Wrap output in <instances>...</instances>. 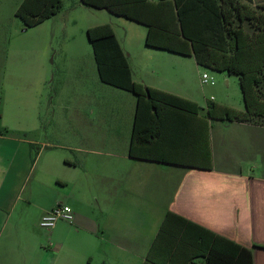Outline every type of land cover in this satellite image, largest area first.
I'll return each instance as SVG.
<instances>
[{
  "label": "crops",
  "instance_id": "1",
  "mask_svg": "<svg viewBox=\"0 0 264 264\" xmlns=\"http://www.w3.org/2000/svg\"><path fill=\"white\" fill-rule=\"evenodd\" d=\"M262 4L264 0H252L251 5ZM78 7L134 22L107 9L86 6L82 0ZM105 24L113 28L134 82L199 105L193 76L200 75V66L194 56L148 47L147 34L133 40L125 29L120 37L111 21L88 25L84 30ZM94 62L98 73L95 57ZM51 72L40 64L38 86L49 82ZM13 76L27 86L29 94L19 106L0 102V121L13 124L15 135L10 139L25 145L22 154L26 159L34 152L37 155L27 177L32 178V188L40 185L35 182L38 162L50 151L56 157L43 161L45 171L59 174L57 180L62 184L98 192L89 203V213L80 200L68 201L74 211L68 230L91 236V250L84 257L88 264L94 263L97 253L107 259L104 264H113L106 256H114L115 264H264V126L210 120L201 113L194 116L163 108L145 147L153 159L133 158L130 144L136 95L102 82L98 74L99 84L94 82L90 90L85 89L87 96L80 103L73 100L67 104L64 110L72 111L69 119L59 116L62 109L34 106L28 68L14 70ZM97 89L103 92V99L96 97ZM107 96L118 100L110 103ZM111 108L115 111L107 113ZM9 124L7 128L12 130ZM46 127L55 140L72 143L43 139ZM59 149L70 151L74 159L61 157L55 152ZM21 172L15 165L0 166V224L6 214L11 215L19 184L16 174ZM56 205L51 203L44 213ZM168 213L200 228L191 227L183 236L165 234L158 239ZM201 236L205 237L203 242ZM8 251L6 244L0 246V264L12 261L15 250L11 259ZM18 251V264L32 261L26 246ZM66 254L62 264H76Z\"/></svg>",
  "mask_w": 264,
  "mask_h": 264
},
{
  "label": "rangeland",
  "instance_id": "2",
  "mask_svg": "<svg viewBox=\"0 0 264 264\" xmlns=\"http://www.w3.org/2000/svg\"><path fill=\"white\" fill-rule=\"evenodd\" d=\"M23 1L0 0V102L2 105L7 102L10 104L11 101L12 104L19 106L25 101L24 95L28 96V88L14 79L13 72L14 70L24 71L28 68L32 73V79L27 83L32 84L33 87L31 100L34 106L42 104V106H50L51 110L53 108L62 109L64 112H59V116L70 119L72 111L64 110L67 104H72L73 100L80 103L87 96L85 89L90 90L94 82L99 84L93 51L84 28L88 25L111 21L120 37L125 29L129 39L133 40L142 39L147 34V28L136 22L112 17L104 11L79 9L80 0H64L63 8L56 17L45 21L40 26L24 29L23 22L16 16V11ZM41 63L52 70L49 82L45 86L40 83L38 86L36 78ZM64 65L66 71L63 70ZM203 74L212 77L214 85L204 84ZM94 78L95 81H93ZM193 83L194 97L199 101L202 115L207 116L208 104L211 102L233 106L232 108L239 111L245 110L237 76H228L225 73L200 66V75L194 74ZM95 95L98 99L104 97L99 89L96 90ZM107 99L110 103L118 100L108 96ZM114 111L111 108L107 110V113ZM84 114L86 117L89 116L88 110H85ZM8 124L3 120L0 121L2 137L0 166L3 169L9 165H15L18 172L22 171L16 174L19 184L10 210L12 212L9 211L11 215L6 214L0 224V246L6 244L10 259L15 250L9 264H18L19 254H21L18 250L24 246L29 249L33 257L28 264H62L66 253L70 255L69 261L76 264H88L84 257H87L91 250L90 234L85 231L81 233L69 231L67 226L70 223L66 221H59L53 229L42 227L41 222L43 217L51 212L44 213L51 203L68 205V201L72 198L80 200L85 212L89 213V203L93 202L95 193L98 192L91 188L81 189L75 188L74 185L62 184L57 180L59 174L45 171L43 161L47 157H56V154H51L50 151L38 162L35 182L40 185L36 189L33 185L32 188V178L27 177L37 155L34 152L29 160L24 157L22 152L25 145L10 139L15 133H13V124H9L12 130H8ZM42 133L43 139L51 143H72L55 140L49 127L44 128ZM3 136L6 139H3ZM55 152L61 157L74 159L70 151L59 149ZM14 155L17 156L14 158ZM100 160H104V157ZM86 225L89 224L86 223ZM106 257L110 259L109 263H116L114 256ZM106 261L105 256L97 253L93 264H104Z\"/></svg>",
  "mask_w": 264,
  "mask_h": 264
},
{
  "label": "trees",
  "instance_id": "3",
  "mask_svg": "<svg viewBox=\"0 0 264 264\" xmlns=\"http://www.w3.org/2000/svg\"><path fill=\"white\" fill-rule=\"evenodd\" d=\"M63 1L24 0L16 16L23 22L24 29L34 28L58 15ZM82 4L107 9L116 16L145 26L148 47L194 56L201 67L237 76L245 110L211 102L208 118L264 126V4L253 7L252 0H82ZM87 37L100 80L137 96L130 156L153 159L151 151L145 147L160 122L161 109L170 108L198 116L200 106L134 82L110 25L89 28ZM191 227L198 226L168 213L158 239L165 234H169L168 237L183 236ZM204 239L201 236L202 242Z\"/></svg>",
  "mask_w": 264,
  "mask_h": 264
},
{
  "label": "built area",
  "instance_id": "4",
  "mask_svg": "<svg viewBox=\"0 0 264 264\" xmlns=\"http://www.w3.org/2000/svg\"><path fill=\"white\" fill-rule=\"evenodd\" d=\"M202 81L204 84L214 85V79L207 74L202 75ZM74 220L73 209L64 204L56 205L51 212L44 216L41 222V226L47 229H53L56 227L59 221L72 222Z\"/></svg>",
  "mask_w": 264,
  "mask_h": 264
}]
</instances>
